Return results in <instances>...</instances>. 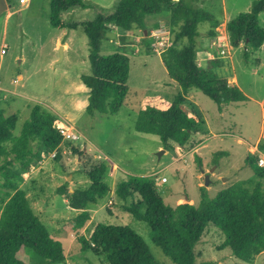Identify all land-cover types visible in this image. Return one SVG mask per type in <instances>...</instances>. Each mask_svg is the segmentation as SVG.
I'll return each instance as SVG.
<instances>
[{
    "label": "rangeland",
    "instance_id": "obj_1",
    "mask_svg": "<svg viewBox=\"0 0 264 264\" xmlns=\"http://www.w3.org/2000/svg\"><path fill=\"white\" fill-rule=\"evenodd\" d=\"M118 1L88 0L86 2L93 6L81 10L77 18L92 20L101 10H113ZM253 1L201 0L199 7L222 22L249 11ZM49 12L50 0H32L29 6L12 0V7L0 15V107L8 115H19L14 130L16 135L20 134L30 118L32 107L40 104L58 118L62 117L61 120H70L84 136L81 140L66 142L65 148L61 149L62 158L57 160L56 157L47 156L29 173H25L23 181L19 183L20 188L26 191L35 213L53 236L63 243L66 260L56 264H108L103 255L92 250L83 251L77 230L71 222L80 212L71 210L66 196L60 192L64 186L67 189L87 187L89 177L78 169L81 165L91 166L99 161H104L109 167L105 181L110 186V192L98 203L90 205L93 210H98L93 222L131 226L143 237L158 264H175L153 242L148 223L123 210V201L115 193L116 185L130 175L150 176L155 180L164 201L175 205L186 202V198L194 199L196 203L201 200L200 187L205 180L203 175L199 178L198 175L206 169H214L210 176L211 184L207 186L211 198L237 182L256 179L253 169L246 163L247 155L251 152L247 151L246 144L238 143V139H244L250 145H254L258 139L259 144L264 142V51L251 50L247 61L244 46H229V56L223 59V63L234 65L241 84L250 94V101L229 104L226 116L221 117L219 105L201 90H191L199 106L193 103L192 98L187 100L186 108L197 111L204 120L212 121L213 129L202 124L201 133L198 136L197 132L193 133L192 136L196 138L192 137V141L180 152L176 148H166L158 135L138 132L135 128L140 105L146 103L149 97L163 94L172 101L181 91L177 82L167 86L170 78L159 56L163 45H169L174 36L170 27L163 24L159 30L153 28L152 31L151 28L150 34H145L142 29L118 32L117 27H112L109 38L102 42V53L127 51L131 59L128 80L131 92L118 113L96 111L91 114L87 110L89 88L82 81L83 74L91 73L88 37L82 25L67 30L53 27ZM259 18L264 26V12ZM199 29L198 42L214 28L210 22H203ZM68 31L69 35L66 36ZM218 33L212 37L217 44L220 42L219 36L227 39L224 29H219ZM59 38L69 42L62 60L60 46L63 44L57 47ZM163 41L165 44H161ZM217 44H210L215 53L221 47V44L220 47ZM260 56L263 57V65L259 67L256 58ZM83 89L88 90L87 96ZM222 132H229L230 135ZM197 145L199 150L195 153L194 147ZM74 148L83 151L84 158L79 157ZM63 149L70 152L64 154ZM103 153L108 154L109 159L99 158ZM183 154L180 160H175ZM78 157L81 158L80 162ZM200 159L203 163H200ZM78 163L80 166L76 169ZM115 163L119 170L113 173ZM163 176L168 178L167 182H162ZM1 190L5 193L7 188ZM89 222L79 232L87 234ZM224 240L225 234L210 223L196 246L197 263L264 264V252L253 263L245 262L234 256L231 248H221ZM28 253L31 254L30 251ZM27 260L32 263L30 256Z\"/></svg>",
    "mask_w": 264,
    "mask_h": 264
},
{
    "label": "trees",
    "instance_id": "obj_2",
    "mask_svg": "<svg viewBox=\"0 0 264 264\" xmlns=\"http://www.w3.org/2000/svg\"><path fill=\"white\" fill-rule=\"evenodd\" d=\"M12 2V0H8ZM201 0H119L111 11L101 10L92 20L66 23L62 12L73 6L92 7L86 0H50V23L55 28L73 29L82 25L88 37L91 73L82 81L90 89L87 110L116 114L131 92V59L125 50L102 53V42L109 38L112 27L127 31L148 30L149 15L170 12L171 43L161 52L170 78L176 80L181 91L170 101L164 97H149L141 104L135 128L138 132L158 135L166 148L184 147L202 123L195 110L186 108L189 92L196 88L209 96L220 111L224 105L245 102L249 98L235 84L220 75V59H212L207 66L197 60L199 26L210 22V36L215 37L220 21L199 7ZM264 0H254L249 11L227 22L230 44H244L248 61L251 50L264 44V26L260 14ZM18 114H6L0 107V264H56L66 260L63 243L56 239L33 210L26 191L20 188L25 173L43 160L44 154L58 149L63 137L55 128L57 115L43 105L31 109L30 118L16 135ZM66 143V142H65ZM264 153V142L258 145ZM79 157L84 152L73 149ZM62 158L59 149L56 159ZM246 163L256 179L237 182L220 190L211 198L206 186H201L198 204L189 201L170 205L147 175H130L116 185L115 193L123 201L122 208L136 219L148 223L153 242L161 247L175 264L197 263L196 246L207 226L212 223L224 234L221 248L229 247L238 259L253 263L264 252V168L257 157L249 154ZM89 177L85 188H60L71 208L81 210L72 220L83 251L92 250L103 255L108 264H158L143 237L131 226L93 222L87 234L79 229L91 220L90 205L110 192L105 181L109 167L104 161L80 168ZM1 178L4 181L1 183ZM7 188L2 193L1 188ZM30 251L31 254L28 253ZM30 256L32 263L27 260Z\"/></svg>",
    "mask_w": 264,
    "mask_h": 264
},
{
    "label": "crops",
    "instance_id": "obj_3",
    "mask_svg": "<svg viewBox=\"0 0 264 264\" xmlns=\"http://www.w3.org/2000/svg\"><path fill=\"white\" fill-rule=\"evenodd\" d=\"M86 1H88V0H86ZM30 2H32V0L30 1ZM30 4V3H29ZM26 6H29V5H26ZM81 8H83V9H81ZM88 8H90V7H88ZM85 9H87V8H84V7H81V6H73V7H71L70 9H68V10H66V11H64V12H62V19L66 22V23H81V22H83L84 20H82V19H79V18H77V17H79V16H77V15H79L80 14V12H81V10H85ZM9 10V9H8ZM263 14V12L260 14V17H261V15ZM229 20H226V21H220V23H219V25L216 27V31L218 32V30L220 29V30H222V29H224L225 30V35H226V37H227V39H228V36H229V33L227 32V28H226V26H227V22H228ZM146 24H147V26L149 27V29H151L152 31H153V28H157L156 30H159V27L161 26V25H168L169 27H170V12L169 11H164V12H161V13H159V14H154V15H149V16H147V18H146ZM159 25V26H158ZM263 26V25H262ZM78 27V26H77ZM63 29H69V28H63ZM74 29V28H73ZM117 31L119 32V31H126V32H130V31H127V30H124V29H122V28H118L117 29ZM66 32V31H65ZM145 32V34H147L148 33V30H145L144 31ZM66 36L67 35H69V31H68V33H66L65 34ZM217 35H219V33L217 34ZM216 35V36H217ZM65 36V37H66ZM215 36V37H216ZM222 36H219V40H220V38H221ZM213 39L214 38H212L211 36H210V32L208 33V34H206V37H201L200 38V42H199V49H198V51H197V60H198V63H199V65H201V66H207L208 65V63H209V61L210 60H212V59H220V62H221V65L218 67V72L220 73V75L221 76H223L224 78H226L227 80H228V82L230 83V84H235V85H238L243 91H244V93L248 96V100L247 101H245V102H233V103H230V104H236V105H238V103H247L248 101H250V94H249V92H247L246 90H245V88H244V86H243V84H241V81H240V78H239V76L236 74V71H235V69H234V65H229V64H225V63H223V59L224 58H226V57H228L229 56V54H228V56H221L220 55V49H219V52H217V53H215L214 51H213V49H212V47H211V43L212 44H217V42L216 41H214L213 42ZM63 44V46H64V50H66L68 47H69V42H68V40H64V41H62L61 40V38H59L58 40H57V47L60 45V44ZM229 46L230 47H233L230 43H229ZM240 46H244V44H241ZM245 47V46H244ZM258 51H260V52H263L264 51V44L262 45V47H260L259 49H257ZM159 56H161V52L159 53ZM162 59V58H161ZM256 63L259 65V67L260 66H262L263 65V57H257L256 58ZM231 66V67H230ZM167 73H168V71H167ZM21 78V77H20ZM170 78V77H169ZM174 83H176V80H174V79H172V78H170V81L168 82V85L167 86H170V84L172 85V84H174ZM250 84V82L248 83V87L250 86L249 85ZM166 86V88L168 89V87ZM83 91L86 93V96H87V92H88V90L87 89H83ZM89 94H90V89H89ZM157 96H161V97H164L165 99H167L163 94H160V95H156V96H151V97H157ZM187 98L190 100V99H192V98H194L193 99V103L196 105V106H199L198 105V103L196 102V99H195V97L192 95V93H191V91L189 92V94H188V96H187ZM86 100V99H85ZM168 100V99H167ZM228 105L229 104H227V105H224V107H223V109L220 111V115H221V117H224V116H226V114H227V112H228ZM226 110V111H225ZM224 111H225V113H224ZM263 117H264V105H263ZM60 118H62V117H60ZM60 118H58V119H60ZM204 117L201 115V119H202V123L199 125V128H198V131H197V136L201 133V126H202V124L204 125H206V127L207 128H209V129H213V122L212 121H207L206 119L204 120L203 119ZM70 121V120H69ZM262 130H264V124L262 125ZM222 134H224V135H230V133L229 132H222ZM216 135H218V134H216ZM192 137H194V138H196L195 136H191V138H190V141L189 142H191L192 141ZM259 142H260V139H258L257 140V142L254 144V145H250V144H247L246 142H245V140L244 139H238V143H240L241 145H245L246 144V146H247V151H249V152H251V153H249V154H252V155H254L255 156V154H253V152H252V150H255V148L257 147L258 148V144H259ZM173 145L174 146H176L175 148H176V150H179L178 148L180 147V146H177V144L176 143H174L173 142ZM185 146H187V144L185 145ZM65 148V147H64ZM182 148V150H179L180 152L181 151H183V148L184 147H181ZM195 149H194V152L196 153V152H198V150H199V147H198V145L197 146H195L194 147ZM165 151V153L167 152V150L165 149L164 150ZM70 151H66V153H69ZM66 153H64V154H66ZM248 154V155H249ZM185 154H183L182 156H178V157H176V161H178V160H180L181 159V157H183ZM247 155V156H248ZM107 156L109 157V155L107 154ZM79 157H78V162H80L79 161ZM200 163H203L202 162V159H200ZM78 166H80L79 165V163H78V165L76 166V169L78 168ZM114 167H112V170H113V173H116L118 170H119V166H118V164L117 163H115L114 165H113ZM212 170H214V169H212ZM212 170H208V169H206V170H203L202 171V173H200V175H198V178L200 177V176H202L203 175V178H204V180H205V176H206V174H209L210 176H211V174L214 172V171H212ZM168 181V180H167ZM86 182H88V181H86ZM210 184H211V181H210ZM204 186V185H203ZM209 187H207V189H208ZM71 190H73V189H71ZM182 198H179L178 200H181ZM177 200V201H178ZM185 201H189L190 203H195V204H198V203H196V201L194 200V199H191V198H186V199H184ZM183 203V202H182ZM177 204H179V203H177ZM70 207V206H69ZM71 208V207H70ZM94 208H89V212H90V214H91V220H90V222H89V225H91L92 223H93V218H94V214L96 213V212H98V210L97 209H95V210H93ZM71 210H75V212H77V213H79V212H81V210H77V209H74V208H71ZM96 222V221H95ZM88 225V226H89Z\"/></svg>",
    "mask_w": 264,
    "mask_h": 264
},
{
    "label": "built area",
    "instance_id": "obj_4",
    "mask_svg": "<svg viewBox=\"0 0 264 264\" xmlns=\"http://www.w3.org/2000/svg\"><path fill=\"white\" fill-rule=\"evenodd\" d=\"M21 4L23 5H29L30 1L31 0H19ZM228 40L229 39H226V38H220V42L217 44L219 47H220V44H221V47H220V55L221 56H228L229 54V43H228ZM161 44H165V41L161 42ZM169 45L166 46L163 45V49L162 51L168 47ZM161 51V52H162ZM2 96V93H1V88H0V98ZM54 126L56 129H58L59 133L61 134V136L63 137V143L61 144V146L52 151V152H49L48 154H44L43 156V159H45L47 156L51 157V158H55L58 154V151L59 149H62V147H65V142H68V141H78V140H81V138H83L84 136L80 133V131L77 129V127L67 121V120H61V119H57L54 123ZM83 146V145H82ZM179 150H182L181 147L178 148ZM63 152L66 153V150L63 149ZM253 154H255V156L257 157V164L258 166L260 167H263L264 168V153L261 152L259 150V148H255V150H252ZM104 154V153H103ZM104 157V159H109V157L104 154L103 156L102 155H99V158H102ZM114 167V166H113ZM162 182H167L168 178L166 176H163L161 178ZM110 203H112V201H110Z\"/></svg>",
    "mask_w": 264,
    "mask_h": 264
},
{
    "label": "water",
    "instance_id": "obj_5",
    "mask_svg": "<svg viewBox=\"0 0 264 264\" xmlns=\"http://www.w3.org/2000/svg\"><path fill=\"white\" fill-rule=\"evenodd\" d=\"M11 7H12V2H9L8 0H0V15L3 14L5 11H7ZM63 51H64V46H60V55H61L60 60L63 59V56H64ZM79 161H81V158L79 159ZM209 185H210V175L206 174L204 186L207 187Z\"/></svg>",
    "mask_w": 264,
    "mask_h": 264
}]
</instances>
